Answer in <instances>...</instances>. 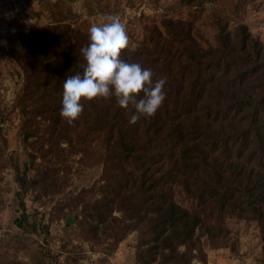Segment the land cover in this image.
Listing matches in <instances>:
<instances>
[{"label": "rangeland", "instance_id": "obj_1", "mask_svg": "<svg viewBox=\"0 0 264 264\" xmlns=\"http://www.w3.org/2000/svg\"><path fill=\"white\" fill-rule=\"evenodd\" d=\"M113 15L126 27L129 54L151 52L157 40L159 49L173 53L188 46L189 52L208 51L219 47L221 36L239 52L242 28L250 36L245 47L255 42L264 54V0H0V264H142L139 246L150 235L135 230L113 246L102 230L97 238L89 232L84 204L76 205L100 199V186L107 181L105 135L88 125L99 112L93 102L85 103L77 121L66 123L67 133L41 116L34 104H20L24 60L18 51L24 44L29 54L53 35L51 30L66 35L70 28L74 35L67 38L76 37L70 54H75L76 40L89 37L92 24ZM24 35L37 37L23 43ZM263 79L227 83L254 97ZM263 164L254 162L259 168ZM174 199L185 209L197 208L179 185ZM204 218L205 227L198 231L200 249L191 264H264L257 222ZM69 219L73 222L67 227Z\"/></svg>", "mask_w": 264, "mask_h": 264}, {"label": "trees", "instance_id": "obj_2", "mask_svg": "<svg viewBox=\"0 0 264 264\" xmlns=\"http://www.w3.org/2000/svg\"><path fill=\"white\" fill-rule=\"evenodd\" d=\"M51 33L40 49L28 54L24 44L18 51L24 60L20 104H34L41 116L67 133V121L60 116L63 83L83 74L86 62L80 49L89 38L77 39V53L70 54L76 38H67L74 35L71 29L66 35H58V29ZM241 34L239 52L221 36L219 47L208 51L189 52L188 46L173 53L159 49L157 40L151 52L123 53L125 61L139 63L152 70L154 79L167 81L161 108L136 125L128 122L131 106L120 108L114 97L93 101L99 115L88 125L95 134L105 135L107 181L100 186V199L76 205L84 204L89 232L97 238L102 230L113 246L135 230L150 235L139 246L142 264H191L200 249L198 231L205 227V215L255 221L264 243V164L254 166L255 160H264V84L254 97L228 85L232 80L243 84L251 77L264 78V54L255 42L245 47L247 29ZM27 37L22 36L23 43L37 36ZM177 185L196 201V209L177 204ZM18 226L23 228L22 223Z\"/></svg>", "mask_w": 264, "mask_h": 264}, {"label": "clouds", "instance_id": "obj_3", "mask_svg": "<svg viewBox=\"0 0 264 264\" xmlns=\"http://www.w3.org/2000/svg\"><path fill=\"white\" fill-rule=\"evenodd\" d=\"M89 43L80 52L86 62L83 74L63 83L60 116L72 124L84 112V105L114 97L118 106L134 112L129 119L136 125L154 116L166 99V79L153 78L149 68L127 62L122 54L130 47L126 27L118 15L107 16L89 27Z\"/></svg>", "mask_w": 264, "mask_h": 264}, {"label": "water", "instance_id": "obj_4", "mask_svg": "<svg viewBox=\"0 0 264 264\" xmlns=\"http://www.w3.org/2000/svg\"><path fill=\"white\" fill-rule=\"evenodd\" d=\"M72 222H73V219H69V220L67 221L68 224H71Z\"/></svg>", "mask_w": 264, "mask_h": 264}, {"label": "built area", "instance_id": "obj_5", "mask_svg": "<svg viewBox=\"0 0 264 264\" xmlns=\"http://www.w3.org/2000/svg\"><path fill=\"white\" fill-rule=\"evenodd\" d=\"M111 264H116V263H114V262H111Z\"/></svg>", "mask_w": 264, "mask_h": 264}]
</instances>
